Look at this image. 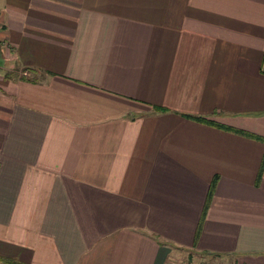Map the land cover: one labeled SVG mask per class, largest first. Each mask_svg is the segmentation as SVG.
Segmentation results:
<instances>
[{"label":"crops","instance_id":"crops-1","mask_svg":"<svg viewBox=\"0 0 264 264\" xmlns=\"http://www.w3.org/2000/svg\"><path fill=\"white\" fill-rule=\"evenodd\" d=\"M179 249L264 264V0H0V264Z\"/></svg>","mask_w":264,"mask_h":264},{"label":"rangeland","instance_id":"rangeland-1","mask_svg":"<svg viewBox=\"0 0 264 264\" xmlns=\"http://www.w3.org/2000/svg\"><path fill=\"white\" fill-rule=\"evenodd\" d=\"M171 264H222L219 260L212 255L209 257L207 253H193L186 252L182 249L175 250Z\"/></svg>","mask_w":264,"mask_h":264},{"label":"trees","instance_id":"trees-1","mask_svg":"<svg viewBox=\"0 0 264 264\" xmlns=\"http://www.w3.org/2000/svg\"><path fill=\"white\" fill-rule=\"evenodd\" d=\"M212 189V188H211Z\"/></svg>","mask_w":264,"mask_h":264}]
</instances>
